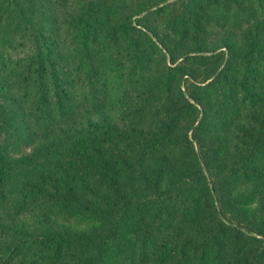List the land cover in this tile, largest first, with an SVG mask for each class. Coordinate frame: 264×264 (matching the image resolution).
Masks as SVG:
<instances>
[{
    "label": "trees",
    "instance_id": "trees-1",
    "mask_svg": "<svg viewBox=\"0 0 264 264\" xmlns=\"http://www.w3.org/2000/svg\"><path fill=\"white\" fill-rule=\"evenodd\" d=\"M0 264H264V0H0Z\"/></svg>",
    "mask_w": 264,
    "mask_h": 264
},
{
    "label": "rangeland",
    "instance_id": "rangeland-1",
    "mask_svg": "<svg viewBox=\"0 0 264 264\" xmlns=\"http://www.w3.org/2000/svg\"><path fill=\"white\" fill-rule=\"evenodd\" d=\"M80 18L81 19L78 21V26H81L85 20H91L92 21V18L89 16V13H87V12L82 13ZM93 27H94V25L91 23L89 25L90 31H92ZM100 41H101V37H100V33H99V35L97 34L96 45L100 44ZM100 58H101V60H100L101 62L100 63L102 65L101 69H102V72H103L102 77L104 76V78H105V87H107L105 89V91L107 93V97H112L114 92L112 90V87L110 85H108V83L111 82L110 77H111L112 69L110 70V67H109V64H108L107 60L103 58V55L101 53H100ZM111 100H110V102L108 101L109 102L108 104L104 105L102 103L100 106L96 107L95 109L102 108L103 111L106 112L107 106L108 105L110 106L112 104Z\"/></svg>",
    "mask_w": 264,
    "mask_h": 264
}]
</instances>
